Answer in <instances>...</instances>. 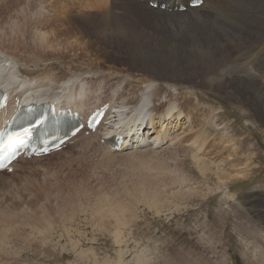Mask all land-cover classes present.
Here are the masks:
<instances>
[{
	"label": "rangeland",
	"instance_id": "374dc122",
	"mask_svg": "<svg viewBox=\"0 0 264 264\" xmlns=\"http://www.w3.org/2000/svg\"><path fill=\"white\" fill-rule=\"evenodd\" d=\"M15 1L0 0V36H5L0 39V48H4L0 52L5 57L13 53L21 63L5 59L0 62L4 66L0 75L13 73L20 82L23 77L17 71L22 70L23 75L34 78L26 87L45 84L37 90L53 91L60 98L71 96L70 91L73 96L83 88L80 91L85 94L80 99L95 104L108 98L118 101V92L137 102L146 90L152 100L147 119L153 115L155 106L169 100L167 95L177 97L176 105L180 110L192 111L189 119L182 114L163 123L166 132L172 135L168 138L171 142L164 141L157 149L110 154L97 148L98 141L91 137V145L86 147L89 151L85 149L89 142H81V145L42 161L21 162L12 174H0V264H102L106 259L109 262L121 260V264H139L142 254L147 259L142 264H264V125L257 123L250 109L242 110V104L233 101L227 95L230 90L225 87L217 92L207 86L191 89L192 84H186L179 90L172 86L167 95L155 98L153 92L163 87L157 83L144 84V77L137 75H142L143 71H134L137 73L132 75L124 69V62L117 60L124 57L112 55L108 58L102 53L94 55L81 49H69L77 36L69 31L70 25L60 19L53 23L54 26L44 28L50 44L43 41V47L36 49L48 56L38 64H35L36 60L26 61L25 58L36 50L11 53L6 47L10 43L18 44L22 39L26 43H37V31L35 34L32 27L37 17L31 13L36 6L41 5L42 16L48 18L52 15L48 8L58 4H66L64 14L70 11L82 18L87 16L81 14L84 11L79 10L77 0H22L20 7ZM42 2L47 9L43 10ZM104 12L107 11L99 14ZM99 14L89 16L84 23L97 24L107 33H119L127 38L142 34L140 39L157 27L156 23H144L143 33L130 30L131 25L135 27V20L123 15L119 6L110 8L104 16ZM158 31H162L160 26ZM150 36V41H154L155 35ZM23 47L28 49L26 45ZM4 56L0 55L1 58ZM263 56L264 35L243 49L240 55L232 56L220 70L229 72V80L236 76L250 77V67ZM50 57H57L59 61ZM163 58L159 61L162 65L173 63ZM47 65H52L51 74L56 72L54 79L58 83H38L46 74ZM58 77L62 79L57 80ZM11 86L18 91L22 89L19 83L13 82ZM195 96L199 98L198 104L186 106L188 102L184 100ZM211 116L217 119L208 123ZM200 125L206 128L207 135L199 140L205 142L202 150L197 152L201 161L199 169L191 155L194 154L192 148L197 145L192 147L191 143L204 129ZM148 130L147 135L144 131L146 145L152 144L156 135ZM175 134L180 135L179 138L173 139ZM181 137L184 142L179 143ZM161 164L165 170L159 169ZM145 174L153 177L148 182H141ZM238 175L243 178H236ZM158 179L166 180L161 181L165 186ZM137 188L145 190L143 194L149 193L150 197L153 192L161 193L156 207H149L143 194L136 192ZM116 205L123 206V218L127 222L126 227L121 228L120 239L114 234L116 224L109 211ZM79 253H86V256Z\"/></svg>",
	"mask_w": 264,
	"mask_h": 264
},
{
	"label": "bare ground",
	"instance_id": "6f19581e",
	"mask_svg": "<svg viewBox=\"0 0 264 264\" xmlns=\"http://www.w3.org/2000/svg\"><path fill=\"white\" fill-rule=\"evenodd\" d=\"M77 1L76 2H77V5L79 6V10L82 9L84 11L81 14H85L87 16L86 18L79 17L78 15H72L70 11H68V13L65 11L66 13L64 14L63 11L67 7L66 4L65 6L63 4L53 5L50 7V9L48 8V10H50V13L52 14L51 16H49V18L47 16H42V10H41L42 6L41 5L38 8L36 6V9L31 11L32 15L36 14L34 17H37V18H34L35 21L36 20L37 21L33 23L34 25L32 27H34L35 34L37 31V39L39 40L37 41V43H30V42L26 43V40L22 39V40H19L18 42L19 45L22 44L21 47H19L17 43H15V45H12L10 43L8 47L5 46L7 50L11 51V53L12 51H15V50L16 52L21 50L23 51V53H27L28 51H34L38 49L37 46L41 47L42 46L41 44H43V41H46V44L48 43L50 44V41H48L47 37H45L46 35L45 33L47 32H45L46 30L44 28L54 26L53 23L56 22V20L60 19L63 23L69 24L70 25V28L68 26L69 31L74 32L73 35L77 36L76 38L73 36L74 44L73 46H69L70 47L69 49H81L82 52L91 53L94 55H99L98 53H102L105 57H108V58L111 57L112 55H116L118 58H120L121 56L124 57L123 60L117 59L121 62H124V64L126 65L124 69L129 71L132 75H135L138 71H143L144 73H147V74L142 73L141 75L140 73L139 74L137 73V75L144 77V80H143L144 84L149 86L151 84L157 83L163 87L157 92H153V96L155 98H158L160 95H163V94L167 95V91L170 89V87L172 88V86L177 87L179 90L181 89L180 86H183L186 84L190 86L192 84L191 89L195 88L196 86L197 87L207 86L211 90L217 91V92L220 91L222 87H225V89L228 88L230 90L229 92H227V95L230 98H233V101H235L236 103L238 101V103H241L242 105L245 106L244 108L241 105L242 110L248 111V108H249L250 111L252 112V116L255 117L257 123L264 125V118H263L264 117V56L261 57V60L254 67H250L251 70L249 68L251 72L250 77L242 78V77L236 76V77H233L231 80H229L228 78V76L230 75L228 74L229 72L227 73L225 71L220 70V67H222L225 63H227L228 60L232 56L235 57L236 55H240V52L243 49L247 48L249 45L254 44L255 42L261 40V38H263V35H264V0H203V4L201 5L200 8L193 9V10L187 9L185 12H181V13H177V12L173 13V12L161 11L158 9L157 10L151 9L150 7H148V5L143 3L141 0H81V2L79 0ZM159 1L160 2L164 1L165 3H171L173 0H159ZM180 1H182L186 5L188 0H180ZM15 2L20 7L21 2L23 1L16 0ZM66 2L68 1L66 0ZM121 4L123 5V7ZM26 6H28V3ZM26 6H23V7L29 8ZM114 6H119V9L123 13V15H125L127 18L129 17L135 20L134 23L136 25L135 27L131 25L130 30H133L136 33L139 30V33H143L145 30L141 29V27L144 25V23L147 25L148 24L153 25V23H156L157 27L155 29L157 31L153 28L151 32H148V34L145 32L146 37H142V39H140V35L142 34L137 36V38H127L125 36H122V34H119V33L118 34L107 33L106 31L102 30L97 24L84 23V19H87L89 16L93 14H99V12L101 11H107V12L99 14V15L104 16L105 14L108 13L109 9ZM77 7L75 9L76 13H78ZM71 8H75V7H71ZM45 9L47 8L45 7V4L43 3V10ZM59 13H62L63 16L60 14L61 16L60 17L58 15ZM49 22L50 24H48ZM62 22H59L61 26H62ZM26 26L27 28L29 27L28 23ZM158 26L162 28V31H158ZM113 31H122V30L114 29ZM164 31H166V33H164ZM151 34L155 35L154 41H150ZM4 37L0 36V39L2 40V38ZM136 42L138 43V45H132ZM24 45L28 46V49L27 48L25 49V47H23ZM0 50L3 51L4 48H0ZM40 50H36L35 52L37 53L32 52V55H34L35 57L32 55L31 56L28 55L29 57L28 58L26 57L25 60L32 61V62L36 60L35 64H38L39 62L43 61V57H47L48 53L42 54L43 51H40ZM2 51L0 52V55L4 56V53ZM128 53L133 55L134 58L129 56ZM12 54L8 53L6 54L8 57L7 56L6 57L4 56L3 58L0 57V59H2L0 60V62L5 61V59H13L15 63H21L20 58H16ZM161 57H165L163 59L170 60L173 63H167V64L162 65V63L159 62L160 60H162ZM50 58H53V60L56 58L55 61H59L57 57L55 58L50 57ZM3 67H4L3 64L0 65V74L4 71ZM52 71H53L52 65H47L44 71V73L46 74H44L43 78L39 79V82L38 81L37 82L42 83L44 81L45 83L46 81L51 84L52 83L54 84L55 82L58 83V81L54 79L55 78L54 74L56 72L54 74H51ZM134 71H137V72H134ZM23 72L24 71L22 70L17 71V74L20 77H23V79L20 82H17L16 76L13 75V73L11 75H0V86L5 85V88L8 89L10 88L12 81H13L14 84L19 83L22 88L23 86L30 83L31 80L34 79L31 77H28L27 74L23 75L22 74ZM116 74L119 75L120 73H116ZM60 79H62V77L57 78V80H60ZM197 79L199 80V82H196ZM63 81L61 82L63 83ZM2 82H4V84H2ZM43 85L41 84L38 86H29L27 87V89L23 91H20V90L18 91L17 88L15 89L12 88V91L17 92L16 94H20L21 96H23L24 102L32 101V102H35L36 105L42 103L43 101H47V100L53 101L55 100L54 98H57L60 100L59 95L55 94V92L53 91L51 92L49 90L43 89V92H42L40 91V89L37 90V88L42 87ZM80 89L81 88H79V93L77 94L73 93L74 95H76L75 98L77 99V101L74 100L75 101L74 107H76L80 111L88 110L87 109L89 108L88 101H83V99H80L85 94V92L80 91ZM71 90H73L74 92V89H71ZM71 92L72 91H70V93L68 94L72 95ZM146 92L147 91L145 90L144 92L140 94V98L137 102L131 101L128 97H125V95H123V92L122 93L118 92V96H116L118 98V101H113L112 100L113 98H108L107 99L108 101L106 102L110 103L111 105L110 110H112L113 111L112 113H115V115L110 117L111 121H109L107 124V127L103 129L104 131L103 133L110 134V133L119 131L122 135L124 134L130 135L131 133H134V135H136L137 137L142 136L143 138L144 130L146 129V127H148L147 131L145 132L146 135L149 134L148 129H151L152 132L156 133L155 137L152 139V144L153 143L154 144L153 145L149 144L151 149H153V146L156 145L155 143L158 144V141H159V144L163 143L164 141L171 142V140H168L171 133L168 134V132H166L167 130L166 125H163V123L165 121H171L170 118L182 116V114H183V117L189 119L190 112L192 110H188L187 112L180 110V108H177V105H176L178 102L177 97L173 98L171 95H167L169 100L165 103H160L157 106H155L153 108V115L147 119L146 113L148 111V108L152 100L148 97L149 96L147 94L148 92L147 93ZM184 101L188 102L186 106H189V105L192 106V105L198 104L197 102H199V98L198 96H195L193 99L189 98V99H185ZM192 101L196 103H193ZM57 103L58 105H72V102L70 101L57 102ZM92 105L93 103H90V106ZM128 109H131V111H129ZM211 117L212 118H208L209 120L207 119L208 123L217 119V117L215 119L213 116ZM114 118L117 120L112 121V119ZM153 119H155L156 121L154 122ZM200 126L204 128L203 125H200ZM205 129L206 128L200 131L191 143L192 147L194 146V144H196L197 146L199 145V147L194 146L195 148H192L194 154L193 153L191 154L193 155L194 163L197 164L199 169H200L201 161L199 159L200 157L198 158L197 155L199 156L198 153L199 151L202 150V146L204 142V141L200 142L202 141L200 140V138L204 139V137H206L207 135L206 134L207 130ZM99 132L100 130H98L97 132L91 135V137L93 138H98V142H97L98 146L96 147L103 150L102 152L113 154L112 152L108 151L107 148H104L99 144V139H100ZM179 136L180 135L175 134L173 135V139L179 138ZM198 141H199V144H198ZM178 142L179 143L184 142V139H182L181 137V140ZM144 143H145L144 141L142 143V140H138V142L135 140L133 142V140L130 137L129 142L127 143V146L137 147L138 144L143 145ZM86 151H89V150L86 149ZM48 157H51V156H48ZM42 159L43 158L31 159L30 161H24V162H32V161L38 162V161H42ZM147 165L150 166V164H147ZM208 168H209V165H208ZM145 169H148V167L144 168V170ZM159 169L160 170L164 169V165L161 164ZM200 171H203V169ZM161 173L163 174V172ZM200 173L202 175H205L204 174L205 172L204 173L200 172ZM158 175H161V174H158ZM238 176H235V177L236 178L242 177L240 175ZM151 177H153V175L151 176L149 174H145L143 181L141 182H144V181L148 182V180ZM174 180L175 179H173V181ZM161 181L165 182L166 180H160V182ZM174 182L172 183L173 184L177 183V182L175 183ZM143 184L144 183H142L141 185ZM155 185L158 186L159 184L157 183ZM163 185L165 186V184ZM143 186L145 188V185ZM148 189L150 188L148 187ZM144 191L140 190L139 188L136 189V192L140 194H143ZM148 194L145 193L142 195L146 204L151 208L156 207V204L159 201V197L161 193L155 194L153 192L151 197ZM98 211H95V212H98ZM109 211H111L110 215L114 217L115 224H116V226H114L115 229L113 228L115 230L114 234H116L117 239H120L119 236L121 234L120 231H122L121 228L126 227L127 225V222L124 221V218H123L124 216L123 206L122 205L112 206V208H110ZM79 254L82 256V255H85L86 253H79ZM142 258L143 259L142 261L139 262V264L147 262L146 261L147 259L145 258V256H143V254H142ZM121 263H122L121 260H117L116 262H109L106 259L102 264H121ZM95 264H99V263L95 262Z\"/></svg>",
	"mask_w": 264,
	"mask_h": 264
},
{
	"label": "snow or ice",
	"instance_id": "6c2138e0",
	"mask_svg": "<svg viewBox=\"0 0 264 264\" xmlns=\"http://www.w3.org/2000/svg\"><path fill=\"white\" fill-rule=\"evenodd\" d=\"M19 143H23V140L19 137V134H17L16 136H10L8 138V141L5 143V145L0 146V147H14Z\"/></svg>",
	"mask_w": 264,
	"mask_h": 264
}]
</instances>
